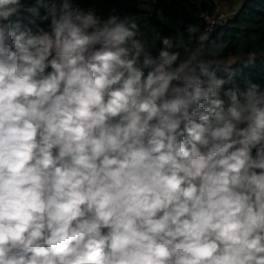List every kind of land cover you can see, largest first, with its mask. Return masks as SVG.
Listing matches in <instances>:
<instances>
[{"label": "clouds", "instance_id": "1", "mask_svg": "<svg viewBox=\"0 0 264 264\" xmlns=\"http://www.w3.org/2000/svg\"><path fill=\"white\" fill-rule=\"evenodd\" d=\"M26 3L0 0V264H264V88L226 89L197 26L153 55L134 17L36 0L33 32Z\"/></svg>", "mask_w": 264, "mask_h": 264}, {"label": "trees", "instance_id": "2", "mask_svg": "<svg viewBox=\"0 0 264 264\" xmlns=\"http://www.w3.org/2000/svg\"><path fill=\"white\" fill-rule=\"evenodd\" d=\"M229 3L235 0H74V4L87 10L94 8L101 17L109 14L134 17L140 26L141 33L150 44L160 47L156 40L160 37H171L177 43L183 38L187 44V27L194 25L199 28L197 36L204 34L207 24L205 16H212L218 11V2ZM237 9L231 10L232 14L225 15L223 23L214 27L206 41V49L209 55L205 60H215L225 63L227 58L236 61L231 65L235 76L231 84L225 88H236L240 91L246 89L249 82L264 88V0H238ZM237 4V3H236ZM35 9L36 11H32ZM44 15V9L37 5L36 0H27L25 10L19 17H13V21L19 19L22 26L31 28L33 32L37 28L47 30L50 21H44L40 17ZM221 22V21H220ZM195 47V41L189 48ZM182 55L185 54L181 49ZM255 54L254 63L245 64L247 57ZM51 71V68H47ZM218 75H226L221 70ZM207 106V105H206ZM255 155V149H253ZM259 171V170H257Z\"/></svg>", "mask_w": 264, "mask_h": 264}, {"label": "rangeland", "instance_id": "3", "mask_svg": "<svg viewBox=\"0 0 264 264\" xmlns=\"http://www.w3.org/2000/svg\"><path fill=\"white\" fill-rule=\"evenodd\" d=\"M218 4H219V6L217 7L218 12H222L224 16L227 14L230 16L232 14L231 10L237 9V6H239L240 1L235 0V2H232V3H229L226 1H220L218 2ZM224 16L222 18H224ZM220 21L221 22H219V24L223 23V19H220ZM232 59L233 58H227L224 60V62L231 61Z\"/></svg>", "mask_w": 264, "mask_h": 264}, {"label": "built area", "instance_id": "4", "mask_svg": "<svg viewBox=\"0 0 264 264\" xmlns=\"http://www.w3.org/2000/svg\"><path fill=\"white\" fill-rule=\"evenodd\" d=\"M224 15L222 12L215 11L212 16H205V19L207 21V24L204 28V34H209L213 31L214 27L220 22V19H225L222 18Z\"/></svg>", "mask_w": 264, "mask_h": 264}]
</instances>
